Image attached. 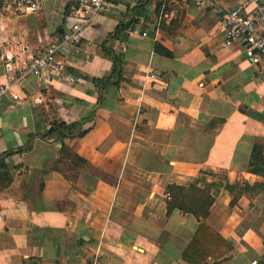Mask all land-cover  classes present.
I'll return each mask as SVG.
<instances>
[{"label":"crops","instance_id":"crops-1","mask_svg":"<svg viewBox=\"0 0 264 264\" xmlns=\"http://www.w3.org/2000/svg\"><path fill=\"white\" fill-rule=\"evenodd\" d=\"M238 1L179 0L178 19L156 26L157 0H113L59 51L61 80L25 74L10 86L0 98V264H187L197 220L166 212L170 184L211 197L203 220L232 246L217 264H264V165L248 170L254 144L264 156V60L222 44ZM68 2L0 5V84L69 28ZM110 55L120 79L101 88L92 79L108 76ZM54 121L64 127L48 131Z\"/></svg>","mask_w":264,"mask_h":264},{"label":"built area","instance_id":"built-area-1","mask_svg":"<svg viewBox=\"0 0 264 264\" xmlns=\"http://www.w3.org/2000/svg\"><path fill=\"white\" fill-rule=\"evenodd\" d=\"M44 0H0L3 8L18 12L36 11ZM196 7L207 9L212 7L211 0H184ZM113 0H69L66 16L71 20L66 31L58 37L50 39L38 47L27 57L24 67L18 69L15 80L0 84V98L9 93L10 86L25 74H30L42 84L61 80L64 77L62 63L58 59L59 51L67 44L75 45L82 37L83 29L91 19L107 11ZM180 14L179 0H157L156 26L169 25L175 22ZM133 33L145 36V31L134 28ZM238 42L242 44V52L249 63L258 66L264 60V0H239L238 3L224 14L223 46ZM149 78H155L150 73ZM13 99L16 95L11 94ZM166 199L168 194H165ZM4 216L0 212V219ZM95 259V258H94ZM95 261L93 260V264ZM255 264V261H251Z\"/></svg>","mask_w":264,"mask_h":264},{"label":"trees","instance_id":"trees-1","mask_svg":"<svg viewBox=\"0 0 264 264\" xmlns=\"http://www.w3.org/2000/svg\"><path fill=\"white\" fill-rule=\"evenodd\" d=\"M123 28L124 25L117 26L115 33ZM154 51L165 57L170 56V52L158 44H154ZM110 58L112 66L108 76L92 79L94 84L101 88L107 84H117L120 79L119 60L114 55H110ZM53 123L54 128H49L48 131L64 127L63 122L54 121ZM261 152L262 146L258 144L252 146L248 163V170L252 173L263 174L261 166L264 165V156ZM0 166L4 167L3 164H0ZM5 181L8 183L10 177L6 176ZM167 192L169 199L165 205L166 212H169L171 209H178L182 213L192 215L197 220L196 228L181 252V258L187 264H200L205 258L209 257L213 260L212 264H217V261L229 252L232 246L203 220L208 213V207L211 203V197L208 192L204 188H198L193 184H188L187 186L170 184L167 185Z\"/></svg>","mask_w":264,"mask_h":264},{"label":"rangeland","instance_id":"rangeland-1","mask_svg":"<svg viewBox=\"0 0 264 264\" xmlns=\"http://www.w3.org/2000/svg\"><path fill=\"white\" fill-rule=\"evenodd\" d=\"M168 200V199H167Z\"/></svg>","mask_w":264,"mask_h":264}]
</instances>
